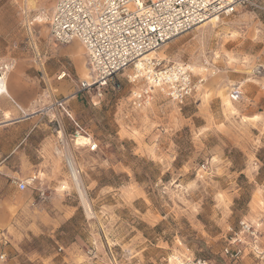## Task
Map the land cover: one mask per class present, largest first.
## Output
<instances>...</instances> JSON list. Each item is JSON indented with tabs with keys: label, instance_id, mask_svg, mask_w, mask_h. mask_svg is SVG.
<instances>
[{
	"label": "rangeland",
	"instance_id": "1",
	"mask_svg": "<svg viewBox=\"0 0 264 264\" xmlns=\"http://www.w3.org/2000/svg\"><path fill=\"white\" fill-rule=\"evenodd\" d=\"M56 1L0 0V264H264V79L250 77L264 66V0L152 55L189 66L182 105L160 89L137 102L148 84L132 69L102 100L78 93L86 56L50 39ZM238 238L232 261L222 249Z\"/></svg>",
	"mask_w": 264,
	"mask_h": 264
},
{
	"label": "built area",
	"instance_id": "2",
	"mask_svg": "<svg viewBox=\"0 0 264 264\" xmlns=\"http://www.w3.org/2000/svg\"><path fill=\"white\" fill-rule=\"evenodd\" d=\"M245 7L259 6L254 0H57L48 19V31L56 44L77 41L84 49L89 79L79 82L78 93L92 92L94 98L102 100L113 79L132 69L133 77L148 84L147 89L135 95L137 102L147 103L150 89H160L170 102L182 105L195 90L189 66L163 65L149 55L213 17H226ZM63 77L65 73L58 79ZM250 77L263 80L264 66H253ZM127 79L133 80L130 75ZM259 86L264 92V80ZM241 95L239 84L230 88L232 102ZM64 103L62 100L58 104ZM25 188L24 182L18 184V190ZM238 226L241 233L250 229L245 219ZM237 241L240 238L231 239L222 249L223 256L229 260L235 261L243 254ZM177 264L210 263L190 256L177 260Z\"/></svg>",
	"mask_w": 264,
	"mask_h": 264
},
{
	"label": "bare ground",
	"instance_id": "3",
	"mask_svg": "<svg viewBox=\"0 0 264 264\" xmlns=\"http://www.w3.org/2000/svg\"><path fill=\"white\" fill-rule=\"evenodd\" d=\"M218 18H216V17H213V18H211L210 20H208V21H206V22H204V23H202V24H200V25H204V24H207V23H214V21L215 20H217ZM200 25H198V26H200ZM153 54H155V53H151L149 56L150 57H152V55ZM149 58V57H148ZM137 67H141V65H139V64H137ZM87 68V65H86V67H85V72H86V74L84 75V78L85 79H89V72H88V68ZM60 79H62V78H60ZM1 94H5V95H7L8 96V92H7V86H6V82H5V80H4V78H0V95ZM224 99H223V103H224V105L226 106V108L228 109V110H230V112L231 113H234V109H233V107H232V105H231V103H230V101L227 99V98H225V97H223ZM242 120H244V121H251V120H253L252 118H243ZM76 138V137H75ZM90 143V140L88 139V138H86V137H84V136H80V135H78L77 136V139L75 140V145H77V146H84V145H88ZM91 144V143H90ZM65 159H66V164H67V167H68V169H69V171H70V173H71V177H72V179H73V182L75 183V186H76V189H77V191H78V193H79V196H80V198L82 199V201H83V195H82V190L80 189V185L78 184V182H77V175H76V172H75V169H74V167H73V164H72V161L66 156L65 157Z\"/></svg>",
	"mask_w": 264,
	"mask_h": 264
},
{
	"label": "crops",
	"instance_id": "4",
	"mask_svg": "<svg viewBox=\"0 0 264 264\" xmlns=\"http://www.w3.org/2000/svg\"><path fill=\"white\" fill-rule=\"evenodd\" d=\"M78 50H76V52H77ZM85 67H86V65H85ZM87 69V68H86ZM85 79V78H84Z\"/></svg>",
	"mask_w": 264,
	"mask_h": 264
}]
</instances>
